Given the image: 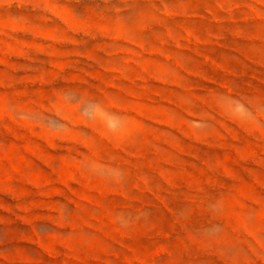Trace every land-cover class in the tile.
Returning <instances> with one entry per match:
<instances>
[{
    "label": "rangeland",
    "instance_id": "obj_1",
    "mask_svg": "<svg viewBox=\"0 0 264 264\" xmlns=\"http://www.w3.org/2000/svg\"><path fill=\"white\" fill-rule=\"evenodd\" d=\"M0 264H264V0H0Z\"/></svg>",
    "mask_w": 264,
    "mask_h": 264
}]
</instances>
